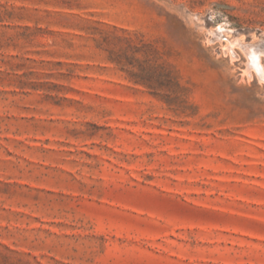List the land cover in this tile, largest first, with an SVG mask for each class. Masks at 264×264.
Segmentation results:
<instances>
[{
  "label": "rangeland",
  "instance_id": "obj_1",
  "mask_svg": "<svg viewBox=\"0 0 264 264\" xmlns=\"http://www.w3.org/2000/svg\"><path fill=\"white\" fill-rule=\"evenodd\" d=\"M263 42L264 0H0V264H264Z\"/></svg>",
  "mask_w": 264,
  "mask_h": 264
},
{
  "label": "bare ground",
  "instance_id": "obj_2",
  "mask_svg": "<svg viewBox=\"0 0 264 264\" xmlns=\"http://www.w3.org/2000/svg\"><path fill=\"white\" fill-rule=\"evenodd\" d=\"M239 43L240 42L238 41L237 44H239ZM241 47H242V49H244V51H245V53H246V55H247V57L249 59V67H252V66L255 67L257 70L260 71V72L259 71L258 72L260 74H262V71L259 68V66H261L259 60H260V56L263 55V53H264V42L262 44L258 45V46L254 45V44H241ZM229 48H231L230 45H229ZM231 50L232 49H230V51ZM231 52H233V51H231ZM234 53L235 52H233V54Z\"/></svg>",
  "mask_w": 264,
  "mask_h": 264
}]
</instances>
